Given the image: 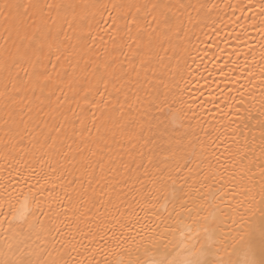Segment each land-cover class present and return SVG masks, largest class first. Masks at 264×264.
<instances>
[{"label":"bare ground","instance_id":"1","mask_svg":"<svg viewBox=\"0 0 264 264\" xmlns=\"http://www.w3.org/2000/svg\"><path fill=\"white\" fill-rule=\"evenodd\" d=\"M262 4L0 0V188L9 180L23 186L18 173L30 169L21 164L26 160L21 148L30 147V140L43 143L50 136L64 142V156L58 157L64 172L45 165L48 183L41 181L38 197L46 214L37 213L39 221L52 231L37 224L31 232L23 230L27 236L20 243L6 227L0 229V259L69 264L158 259L148 236L160 223L154 214L163 212L162 194L153 187L162 172L182 199L199 206L198 218L184 212L183 223L169 225L177 237L187 224L212 229L221 214L231 213L239 223L224 227L239 241L232 259H242L246 231L258 232L264 212ZM138 30L140 38L132 44ZM150 35L153 47L145 55ZM105 65L112 67L106 72ZM101 77L116 87L109 83L105 95L112 103L98 109L91 101L104 92ZM86 89L89 103L83 100ZM82 164L95 171L85 172ZM40 176L36 165L28 183L36 186ZM24 195L26 187L15 208ZM0 210L9 212L2 200ZM198 239L203 242L204 234ZM208 243L218 247L214 238Z\"/></svg>","mask_w":264,"mask_h":264},{"label":"snow or ice","instance_id":"2","mask_svg":"<svg viewBox=\"0 0 264 264\" xmlns=\"http://www.w3.org/2000/svg\"><path fill=\"white\" fill-rule=\"evenodd\" d=\"M5 9L17 7L14 4H5ZM116 7V6H113ZM261 11L264 12V4L261 5ZM155 20V17H153ZM115 30L118 33L120 28L117 26V21L114 19L111 21ZM132 23H136V20L133 19ZM163 23L167 26V19L163 18ZM159 26V23H158ZM156 29H153L155 32ZM139 30L136 38H131V43L136 44L137 39H139ZM153 36H149L147 47L149 52L145 55L150 54L153 47ZM145 64L142 61L141 67H144ZM111 65H105V71L111 68ZM215 67V65L213 66ZM50 79V77L48 78ZM99 83L103 85L104 92L97 91L99 96V101L93 99L91 103L95 104L99 109L102 104L104 108H107L113 100V97L108 94L106 98V93L109 87V83L113 84L115 88L116 85L114 81L100 78ZM89 91L88 89L84 90L83 100L84 103H89ZM240 95H243L241 93ZM243 103V101H241ZM99 131V130H97ZM35 139V138H34ZM28 148H21V152L24 153L26 160L21 161L22 166L26 169H30L28 174L18 173L19 177L23 179V186L20 185L19 180H17V185L13 187L11 185V180L8 183L2 185L0 188V200L9 207V212L7 214L3 213L0 210V215H3L4 222L0 224V229L7 228L9 233L12 235L13 239L18 240L22 243L23 239L27 236V233L24 232V229H27L28 232H31L37 224H39L41 231H46L50 234L52 231V226L45 227L43 223L39 221V216L37 213L46 215L41 208V201L38 197L42 194L41 189L43 185L41 181L45 184L48 183L47 176L43 173V168L45 165L48 166L50 170H56L60 173L64 172V168L60 167L63 163L58 157L64 156L63 148L64 142L60 141L59 138H52L50 136L43 138V143L40 141L33 140L29 141ZM71 146H69V151H71ZM92 155H95L93 152ZM67 158V157H65ZM6 159H8L6 157ZM36 165H39L41 169L40 179L36 180V186H33L28 183L29 177L35 178ZM82 168L85 172L92 171L95 169L91 168V164L83 165ZM165 179H171V176L165 177L162 172L160 177L157 178L153 187L162 194L164 203L160 204L159 207L163 210L162 213H155V219L160 221L159 224L155 227L149 229L152 233L148 236V243L151 244L153 248H156L160 252V257L158 259H153L148 262V264H264V212H262V224L257 233L251 231H246L247 239L245 240L246 253L242 259L234 260L232 256L236 253V245L239 243L236 236L232 235V232L226 229L224 226L230 223H239L235 221L231 213L221 214V218L218 223H216L215 228H208L205 226L203 229L196 228L193 229L191 224L185 225V227L180 230V235L177 237L175 229L171 228L169 225L173 222L180 224L183 223V213H197V218L199 217L198 207H193L188 204L187 200L182 199L179 196L178 190L175 187L169 186L164 181ZM92 182L91 177H89V183ZM175 181H173V185ZM28 189V195H24L23 202L19 208L14 207V201L19 199V195L23 194L24 188ZM35 187V191L33 190ZM154 199L157 201L161 199L160 196H155ZM177 203H179V209H177ZM169 204L172 205V211H169ZM155 207V205H152ZM239 209L237 208V211ZM166 214V215H165ZM175 215L176 220L173 221L172 217ZM11 216V220L8 217ZM213 222H216L215 214L212 215ZM241 219L243 216L241 215ZM243 227V225H240ZM202 233L204 234V241L202 242L198 237H201ZM218 233V234H217ZM239 235V234H237ZM218 245L214 249L208 243L213 241ZM7 239V236H6ZM241 240H244V237H240ZM12 245L9 244V249ZM257 248L261 255L260 259H257ZM231 249V251H230ZM223 253V255H221ZM32 255V253H29ZM183 255L184 258L176 259V256ZM192 255H195L196 258H189ZM172 256L173 258H169ZM0 264H69V261L64 260L57 262L55 260H26L17 256L15 259L6 258L0 259ZM72 264H91V262L84 261H72ZM95 264H100V262H95Z\"/></svg>","mask_w":264,"mask_h":264}]
</instances>
